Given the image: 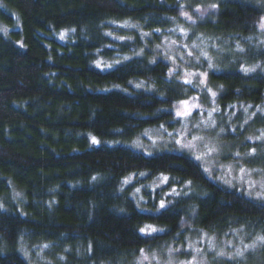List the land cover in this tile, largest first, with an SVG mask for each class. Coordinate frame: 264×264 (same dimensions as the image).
Segmentation results:
<instances>
[{
	"label": "trees",
	"instance_id": "1",
	"mask_svg": "<svg viewBox=\"0 0 264 264\" xmlns=\"http://www.w3.org/2000/svg\"><path fill=\"white\" fill-rule=\"evenodd\" d=\"M189 1L202 4L192 13L198 31L240 42L235 68L210 71L203 92H215L222 107L262 104L264 74L237 67L264 62V4ZM180 5L0 0V264H28L25 244L47 245L65 264H131L140 250L190 229L264 235V203L211 181L184 153L144 155L124 145L146 128L172 125L174 103L197 93L153 52ZM129 82L138 88L125 91ZM252 125L264 128V115ZM250 145L264 153V143ZM141 173L168 179L142 188L140 206L132 190ZM186 184L187 194L171 192ZM145 226L159 231L145 234Z\"/></svg>",
	"mask_w": 264,
	"mask_h": 264
},
{
	"label": "rangeland",
	"instance_id": "2",
	"mask_svg": "<svg viewBox=\"0 0 264 264\" xmlns=\"http://www.w3.org/2000/svg\"><path fill=\"white\" fill-rule=\"evenodd\" d=\"M246 1L264 4V0ZM180 2L179 17L172 19L166 33L160 35L159 44L153 52L168 63L173 77L184 84L192 85L197 93L174 103L172 111L175 119L172 125L161 124L146 128L124 145L144 155L162 152L184 153L201 166L211 181L233 189L253 201L264 203V198L257 196V193H264V168L259 167L264 166V153L262 149L256 150L252 145L258 143L257 146H261L264 143V128L252 125L255 116L264 115V102L253 107L242 103L222 107L215 101V92H203L204 88L209 86L210 71L235 68L241 55V49L238 47L240 42L228 38L219 40L212 34L198 31L193 25L195 17L192 13L198 14L200 10L202 12V4H193L189 0ZM209 3L213 2L207 4ZM250 41H246L248 47L253 44ZM250 48L251 52L256 49L254 44ZM237 68L245 73L264 74V62L239 64ZM127 86L128 88L123 89L128 92L138 88L136 82H129ZM248 144L252 146L245 149ZM145 176L146 174L141 173L135 177L139 183L133 188L132 196L136 197L138 205L146 201L142 196V188L154 190L166 183L163 177L145 181ZM135 178L133 177V180ZM133 180L132 176H129L123 185L131 184ZM187 188L188 184L184 185L183 190L171 192L187 194ZM155 229L156 231L143 233L152 234L159 231L158 228ZM261 235L237 228L215 233L190 229L157 248L140 250L130 262L264 264V243L256 239ZM245 245L253 247L245 248ZM21 250L28 264L66 262L60 255L52 257V250L47 245L40 247L25 244ZM238 250L243 252V255H237Z\"/></svg>",
	"mask_w": 264,
	"mask_h": 264
},
{
	"label": "snow or ice",
	"instance_id": "3",
	"mask_svg": "<svg viewBox=\"0 0 264 264\" xmlns=\"http://www.w3.org/2000/svg\"><path fill=\"white\" fill-rule=\"evenodd\" d=\"M210 7H213V8H215L216 7V5H210ZM186 15V14H185ZM189 19H190V17H189ZM260 27L261 28H264V18H262V22H261V24H260ZM213 95H215V93H213ZM179 114V113H178ZM197 159H200V157H197ZM241 171H243V169H241ZM167 177H163V180L164 181H167ZM257 196H258V198H264V193H257ZM161 207H163L164 206V204H163V202H161V205H160ZM140 231L141 232H146V231H156V229L155 228H151L150 226L148 227V228H142V229H140ZM257 241H259V242H261V243H264V235H261V236H257ZM251 247H253V245H245V248H251ZM141 251H143V250H141ZM221 254H223V253H221ZM237 255H243V252H241V251H237ZM145 259H147V257H145ZM187 264H192V262H187Z\"/></svg>",
	"mask_w": 264,
	"mask_h": 264
}]
</instances>
